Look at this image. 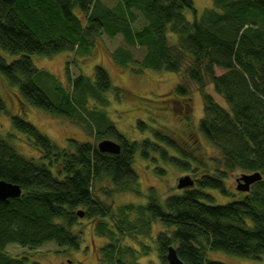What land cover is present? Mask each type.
Returning a JSON list of instances; mask_svg holds the SVG:
<instances>
[{
    "label": "trees",
    "instance_id": "obj_1",
    "mask_svg": "<svg viewBox=\"0 0 264 264\" xmlns=\"http://www.w3.org/2000/svg\"><path fill=\"white\" fill-rule=\"evenodd\" d=\"M140 15L144 23L136 27ZM104 34L124 37L127 47L113 52L117 63L138 72L178 74L177 97L190 99L188 81L196 84L204 101L198 126L193 119L182 123L183 134L141 120L138 126L148 136L129 140L106 111L107 93L118 98L124 92L102 65L65 87L33 61L35 54L64 51L87 56ZM131 47L146 48L142 60L134 59ZM0 48L18 56H0V81L17 90L12 126L38 150L36 157H26L12 144L17 134L0 136V180L22 189L19 197L0 200V264H44L26 253L12 255L6 250L12 244L82 247V235L74 231L80 209L106 240L98 258L103 264H145L142 258L152 251L166 264L170 245L187 264H228L209 259V250L264 256V0H213L202 13L194 0H118L112 7L103 0H0ZM31 106L83 127L93 141L60 147L21 115ZM181 110L176 104L173 112ZM3 111L7 105L0 95ZM103 139L118 142L120 152L100 151L95 141ZM205 144L209 161L200 158ZM156 154L163 160L155 162L156 176H166L173 166L190 174L193 185L165 197L153 188L144 193L134 161L137 155L158 159ZM236 171L262 177L246 191L237 181L233 190L226 178ZM97 189L106 198L128 192L144 198L114 208Z\"/></svg>",
    "mask_w": 264,
    "mask_h": 264
},
{
    "label": "rangeland",
    "instance_id": "obj_2",
    "mask_svg": "<svg viewBox=\"0 0 264 264\" xmlns=\"http://www.w3.org/2000/svg\"><path fill=\"white\" fill-rule=\"evenodd\" d=\"M103 2L112 7L118 3V0H103ZM194 3L198 12L202 13L205 9L212 7L213 0H194ZM187 15L189 19L193 18V14L190 11L187 12ZM143 23L144 18L140 15L135 26L140 27ZM172 36L175 37V35ZM121 46L127 47L123 35L117 34L114 37H110L104 34L97 40L90 54L87 56H79L76 53L64 51L49 57L39 54L32 55V57L38 67L46 69L55 75L58 79L56 82H61L65 87L68 86L69 81L82 73L93 76L95 66L98 64L102 65L110 74L113 84L119 86L124 92L118 98L113 93H107L110 98V103L106 104L108 105L106 111L111 117L110 119L115 122L117 129L129 140H142L148 136V129L143 131L138 126V121L141 120L148 127H155L154 125H156V128H163L170 131L175 130L179 133L181 132L179 128L183 126L181 124L188 122L190 119H193L196 123L194 124L198 126L200 118L204 115L203 96L198 86L188 81V92L191 98L181 99L177 97L173 90L179 80L178 74L170 71H155L152 69H142L141 72H138L133 67L121 65L113 58V52ZM131 48L134 59L142 60L146 53V48ZM0 56H3L7 61H12L18 57L1 48ZM217 72L222 73V70L217 69ZM213 89V85H208L207 90L225 105V101ZM15 91H17L15 88L9 87L2 80L0 81V95L7 105V111L0 112V136L6 137L11 132L14 135L17 134V140L15 141L14 138L12 144L15 145L21 154L29 158H34L36 157L37 149L27 141L23 133L15 130L11 123L12 115L18 113L15 111L19 110V105L14 100L16 97ZM12 95L14 96L12 97ZM12 98L13 100H11ZM18 98L20 100L19 95ZM184 101H188L190 104L187 105L186 103L184 106ZM176 104L181 105V112H173ZM28 109L27 114L21 115L36 125L60 147L69 145L72 140H78L79 142L93 141V137H90L89 133L81 126L74 125L36 106H31ZM84 112L85 115L90 116L89 112ZM187 139L190 140L189 137ZM95 142L98 143V141ZM206 147L207 149L202 148L201 150L203 154L200 158L204 161L212 155L210 146L206 145ZM156 155L158 159H154L152 155L148 159L137 155L134 161V167L141 178L144 193H147L148 189L153 188L161 192L162 196L165 197L170 191L180 190L178 188V180L190 174L183 173L173 166H168L166 176H164L165 174H157L158 178L153 171L155 170L154 165L155 162L163 164V160L158 154ZM242 175L243 173L241 171H236L228 175L226 181L229 188L235 190L237 178ZM106 185L107 189L111 186L109 183H106ZM95 192L108 203L113 204L114 202V208H117L119 203L139 201L144 198L139 197L142 192L138 195L129 192L118 193L114 195L113 199L110 197L106 198V195H103L101 190L97 189ZM217 197L224 202V197L218 194ZM228 199L226 197V200ZM94 221L91 218H80L79 224L74 228L75 232H80L83 239L82 247L79 249H69L67 251V247H59L55 242L50 241L32 249L12 244L6 250L12 255L26 253L44 264H103L98 261V258L101 251L100 247L105 244L106 240L104 237L97 235L93 229ZM158 225L159 223H156L154 233L159 230ZM124 240L129 243L133 242L128 237ZM209 251V259L219 260L228 264H264V256L256 259L234 255L225 251ZM142 261L145 264H160L159 257L155 251H152L151 254L142 258Z\"/></svg>",
    "mask_w": 264,
    "mask_h": 264
},
{
    "label": "water",
    "instance_id": "obj_3",
    "mask_svg": "<svg viewBox=\"0 0 264 264\" xmlns=\"http://www.w3.org/2000/svg\"><path fill=\"white\" fill-rule=\"evenodd\" d=\"M97 147L102 152L119 153L121 146L113 139H103L98 142ZM260 173L243 174L238 178V189L248 190L250 185L261 178ZM194 183L190 175H185L178 180V188H186L192 186ZM22 193V189L13 183L5 180H0V200L10 197H19ZM80 217L84 216V210L78 211ZM166 264H187L178 255L174 246L170 245L167 251V263Z\"/></svg>",
    "mask_w": 264,
    "mask_h": 264
}]
</instances>
